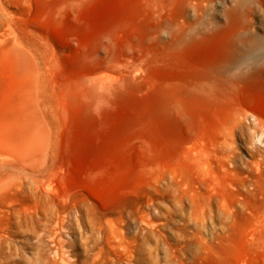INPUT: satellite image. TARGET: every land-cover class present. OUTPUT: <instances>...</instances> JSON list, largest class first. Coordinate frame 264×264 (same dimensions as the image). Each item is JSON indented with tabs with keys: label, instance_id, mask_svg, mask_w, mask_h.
<instances>
[{
	"label": "bare ground",
	"instance_id": "6f19581e",
	"mask_svg": "<svg viewBox=\"0 0 264 264\" xmlns=\"http://www.w3.org/2000/svg\"><path fill=\"white\" fill-rule=\"evenodd\" d=\"M23 1L34 19L42 11L76 16L92 4L102 5V16L71 31L73 38H82L80 74L56 84L49 79L50 69L29 65L30 105H21L17 119L0 131V178L26 174L32 180L1 178L0 217L13 213L19 224L23 213L37 210L42 202L38 194L44 192L57 202L53 211L59 229H71L66 225L72 217L66 212L69 195L55 184L57 180H38L27 168L39 165L49 172L61 147L70 151L64 140L67 132L88 129L118 104L127 105L121 133L138 140L148 152L145 174L160 183L170 173L167 188H189L195 224L207 226L210 210L201 204L199 189L209 186L216 192L220 179L258 187L263 197L259 209L264 212L258 157L264 150V0ZM42 41L49 46L46 37ZM13 53L22 55L19 49ZM207 131L210 138L205 137ZM241 143L252 161L239 154ZM10 156L18 162L5 161ZM182 157L191 161L194 190L184 180L188 174L179 165ZM26 191L35 197L33 207L18 199ZM218 211L228 220L233 216L225 204ZM139 222L149 233L158 226L150 212H142L131 225L121 218L98 219L90 226L97 235L93 233L83 258L75 262L67 250L71 244L55 233L51 264H104L103 257L111 252L133 264L129 244L135 240L119 233L126 225L137 230ZM251 227L243 235L248 245L264 244V213L253 215Z\"/></svg>",
	"mask_w": 264,
	"mask_h": 264
},
{
	"label": "rangeland",
	"instance_id": "374dc122",
	"mask_svg": "<svg viewBox=\"0 0 264 264\" xmlns=\"http://www.w3.org/2000/svg\"><path fill=\"white\" fill-rule=\"evenodd\" d=\"M101 7V4H92L82 8L76 16L70 12L62 15L42 11L34 19L23 0H0V131L17 119L21 105H30V64H35L41 71L46 67L50 69L49 79L56 84L81 73L82 38H73L71 31L84 22L101 18ZM45 37L49 46L42 41ZM14 49L21 50L22 55L17 57ZM126 111V104H118L107 117L88 129L79 130L78 134L75 130L67 132L64 140L70 151L62 146L57 164L49 172L39 165L27 168V172L32 174L33 171L38 180H57L55 184L61 185L69 195L66 212L72 217L66 220V225L72 227L64 231L59 229L53 211L57 202L52 196L39 192L41 204L32 214L23 213L19 224L13 213L0 217V264H51L55 259V242L52 240L55 233H60L57 238L71 244L67 250L71 261L75 262L83 258V249L97 232L90 226L98 219L117 221L121 218L131 225L132 219L142 212H150L158 223L154 232L149 233L150 229L139 222L137 230L122 225L124 231L119 233L120 237L125 234L135 240L129 244L133 264H264V244L258 242L249 246L243 237L245 231L252 228L253 215L264 213L259 209L263 199L259 188L253 184L243 187L239 182L230 185L223 179L216 192L209 186L201 187L203 201L199 198L200 202L210 210H206L207 226L195 224L194 210L188 201L189 188H167L172 179L170 173L161 184L145 174L148 152L138 140L120 131L126 121ZM211 136L210 131L205 133L206 138ZM239 154L253 160L242 143ZM258 157L261 158L259 181L264 187L263 149ZM5 161L18 162L16 156ZM179 165L188 174L184 180L187 178L188 185L194 190L191 161L182 157ZM213 166L219 172L217 166ZM13 175L1 178L32 180L26 174ZM18 199L25 207L35 204V197L27 191L19 194ZM150 200H153L152 206ZM222 204L232 210L231 219L218 213ZM12 208H20V205ZM102 261L104 264H126L113 252L106 254Z\"/></svg>",
	"mask_w": 264,
	"mask_h": 264
}]
</instances>
